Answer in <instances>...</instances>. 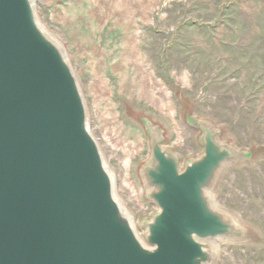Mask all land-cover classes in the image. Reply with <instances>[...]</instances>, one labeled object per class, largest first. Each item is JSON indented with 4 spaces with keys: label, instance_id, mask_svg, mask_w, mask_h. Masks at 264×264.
<instances>
[{
    "label": "rangeland",
    "instance_id": "rangeland-1",
    "mask_svg": "<svg viewBox=\"0 0 264 264\" xmlns=\"http://www.w3.org/2000/svg\"><path fill=\"white\" fill-rule=\"evenodd\" d=\"M39 24L64 50L115 196L146 244L157 212L142 171L148 126L183 169L201 131L242 154L209 189L236 237L210 243L211 264H264V0H35Z\"/></svg>",
    "mask_w": 264,
    "mask_h": 264
},
{
    "label": "water",
    "instance_id": "water-1",
    "mask_svg": "<svg viewBox=\"0 0 264 264\" xmlns=\"http://www.w3.org/2000/svg\"><path fill=\"white\" fill-rule=\"evenodd\" d=\"M202 155L179 168L148 126L142 177L157 207L144 244L115 196L77 79L39 24L35 0H0V264H211L210 243L236 237L208 197L242 158L208 123Z\"/></svg>",
    "mask_w": 264,
    "mask_h": 264
}]
</instances>
